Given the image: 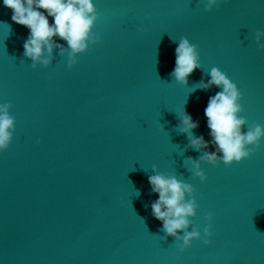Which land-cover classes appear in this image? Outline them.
Returning <instances> with one entry per match:
<instances>
[{
  "label": "water",
  "instance_id": "95a60500",
  "mask_svg": "<svg viewBox=\"0 0 264 264\" xmlns=\"http://www.w3.org/2000/svg\"><path fill=\"white\" fill-rule=\"evenodd\" d=\"M95 4L100 40L71 68L55 48L50 65L32 68L29 30L0 3L11 25L0 24V102L15 118L0 151V264H264V138L241 162H202L201 181L184 164L201 153L177 128L184 109L200 122L195 134L211 139L204 108L219 89H191L214 66L241 90L249 125H264V48L255 41L264 0L211 10L204 0ZM181 37L198 45L202 64L186 86L170 75ZM154 165L194 186L193 219L202 236L211 223L210 245L197 239L180 252L165 236L151 214Z\"/></svg>",
  "mask_w": 264,
  "mask_h": 264
},
{
  "label": "clouds",
  "instance_id": "9594fccd",
  "mask_svg": "<svg viewBox=\"0 0 264 264\" xmlns=\"http://www.w3.org/2000/svg\"><path fill=\"white\" fill-rule=\"evenodd\" d=\"M220 0H204L205 10H211ZM6 8L12 11L11 20L25 26L29 30L23 42V56L31 61L32 68L38 65L47 67L53 59L54 48L58 53L67 56V66L71 68L77 63L78 54L85 52L90 45L97 43L100 36L93 29L99 19L95 0H0ZM49 18L52 22H49ZM11 31V25L0 21ZM264 30L257 29L255 41L264 48ZM63 40L66 44L59 43ZM175 47V64L170 73L181 85H188V77L195 69L202 68L198 45L187 37H181ZM206 81L202 79L194 84L191 90L202 88L207 90L215 85L219 91L208 97L204 108L208 135H196L194 130L200 126L199 120L184 109L180 112L178 131L185 134L187 143L195 151L201 153L199 158L188 157L184 164H190L188 169L194 177L201 181L207 180L202 169V162L216 165L238 163L249 158L264 138V125L251 123L244 112L242 92L238 85L220 68L211 67ZM12 104L0 102V151L9 147L15 132V118L10 114ZM162 127V125H161ZM215 151H208L209 145ZM148 182L153 193L158 198L151 202V214L162 222L165 236L175 238L176 248L180 252L190 247L194 240H202L204 245H210L213 235L211 223L203 228V236L193 218L197 216L200 205L195 196L194 186L179 178L177 174L161 172L155 165L153 174L148 176ZM139 194V190H137ZM212 212L206 214L211 221ZM191 229V230H189Z\"/></svg>",
  "mask_w": 264,
  "mask_h": 264
}]
</instances>
